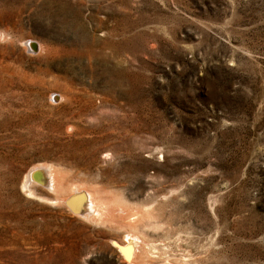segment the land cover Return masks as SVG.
<instances>
[{"label":"rangeland","instance_id":"1","mask_svg":"<svg viewBox=\"0 0 264 264\" xmlns=\"http://www.w3.org/2000/svg\"><path fill=\"white\" fill-rule=\"evenodd\" d=\"M45 165L149 264H264V0H0V264H128Z\"/></svg>","mask_w":264,"mask_h":264},{"label":"bare ground","instance_id":"2","mask_svg":"<svg viewBox=\"0 0 264 264\" xmlns=\"http://www.w3.org/2000/svg\"><path fill=\"white\" fill-rule=\"evenodd\" d=\"M45 169L46 177L44 181L46 182L47 190L54 194L56 200L64 203L69 210H72L71 212L83 219L100 225H108L112 229L125 230L124 241H113L128 258V264L150 263L149 256L142 249V229L147 224L145 218H135V215H131V217L118 216V210H125V206H123V201L115 194H108L104 197V195L98 194L99 191L94 184H91L90 187L85 186L83 183L75 182L67 185L54 166H46ZM32 176L30 170L25 178L24 190L28 193L36 194L31 184L29 186ZM39 183L42 184L43 181Z\"/></svg>","mask_w":264,"mask_h":264}]
</instances>
